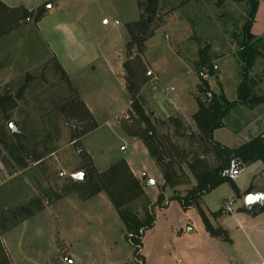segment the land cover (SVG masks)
Returning <instances> with one entry per match:
<instances>
[{"label":"rangeland","instance_id":"obj_1","mask_svg":"<svg viewBox=\"0 0 264 264\" xmlns=\"http://www.w3.org/2000/svg\"><path fill=\"white\" fill-rule=\"evenodd\" d=\"M9 1L33 11L40 7L45 16L38 22L33 21L35 14L31 19L23 18L0 38V95L6 91L16 97V106L8 117L0 111V217L5 220L3 225H9L7 220L11 218L12 211L35 196L48 197L53 206L4 233L1 237L3 244L16 264H113L119 259H114L106 245L101 243L104 240L101 231L108 226L116 234L119 227L116 224L112 226L110 218L105 221L95 218L101 213H109L110 216L112 207L108 206V212H105L104 206L87 209L78 205L80 197L77 192L63 195V186L68 175L81 167L83 160L78 149H82L101 169L121 158L126 161L129 156L127 162L145 182L152 204L158 199L163 178L161 171L142 142L134 145L121 132V123L125 121L123 115L131 107L122 68L129 40L125 25L140 18L138 0ZM258 2L261 5L258 21L264 24V0ZM244 8L245 2L241 0H223L221 3L217 0H157L158 16L154 18L150 31H155L150 41L158 43L157 51L147 52L145 46L141 53L145 70H150L152 76H147L145 72L146 82L139 96L144 111L155 113L158 124L171 115H178L189 130L197 133L192 118L197 109L193 93L203 78L198 76L197 69L193 68L195 73L184 80L181 75L158 78L160 83L173 85L176 89L180 87L182 102L179 105L183 109L177 110L170 104V96H163V89L153 78L165 65L169 67V72L175 71L173 53L168 45L163 44L174 39L182 41L190 62V54L195 53L197 47L207 44L218 66L215 70L217 78H207L210 90L223 93L229 101L236 98L240 66L236 47L230 41L233 30L237 31L235 23L243 18ZM136 53L138 51L134 47L131 55ZM257 61L255 74L264 69L260 66L261 60ZM59 66L64 73L58 70ZM72 98H79L91 113L92 120L98 124L96 129L81 136L74 144L70 142L71 138L88 120L72 124L71 119L63 115L61 106ZM186 102H191L192 109H184ZM239 107L232 108L224 116L223 125L217 128L213 137L229 148L240 146L253 130V137L264 133V105L255 109ZM116 120L120 128L115 124ZM8 126L20 135L21 140H29L26 151L18 149L15 154L25 157L35 142L41 152L51 149L53 153L38 164L25 158L22 164L15 162L2 141L8 140L15 145L19 143V138L10 134ZM168 130L172 128L158 126V133L166 144H169L166 139L169 142L178 141L180 147L188 149L198 143L197 139H191L188 131L183 135L170 136ZM121 146H124L123 150ZM205 158L209 166L215 164L210 152L206 151ZM260 163L257 161L246 166L234 163L231 181L237 192L231 182H224L203 194L198 201L199 207L205 212L218 213L220 217H230V222L234 224L231 216L223 212V203L231 201L233 213H245L244 210L248 209L244 204L245 192L249 186L253 185L255 192H264V171L254 176L261 168ZM178 168L176 166L180 173ZM60 171L64 172L63 176L59 175ZM166 192L168 196L169 192ZM56 194L67 196L56 202L53 201ZM101 197H105L104 194ZM171 201L168 213L184 212L182 207L176 212L179 202ZM260 207L264 208V204L254 205L253 210H260ZM153 211L157 216L160 209L155 206ZM59 229L66 242H74L71 248H63L57 232ZM92 233L93 236L98 234V237H89ZM92 242L99 245L93 246ZM122 243L124 253L120 260L133 249L123 236ZM253 244L255 241L248 245L249 252ZM246 247L244 244V251H247ZM65 256L72 261H64Z\"/></svg>","mask_w":264,"mask_h":264},{"label":"trees","instance_id":"obj_2","mask_svg":"<svg viewBox=\"0 0 264 264\" xmlns=\"http://www.w3.org/2000/svg\"><path fill=\"white\" fill-rule=\"evenodd\" d=\"M223 0H217L221 3ZM245 2L243 18L235 23L237 31L231 34L232 45L236 47V57L240 66V81L236 88V98L232 101L226 99L223 93H214L210 90L207 78L216 77L215 70L212 69L211 60L213 59L210 47L206 44L197 47L195 53L191 55V62L197 72L204 70L206 78H202L193 95L197 102V109L192 118L195 123L197 133L192 132L187 127L185 121L178 115L161 121L155 120V113L146 112L140 102L139 91L146 82L145 65L141 58L145 50V41L152 36L150 31L153 29L152 23L157 17V0H138V7L141 9L140 18L137 21L127 23L126 35L129 40L126 43V59L122 63L125 77V89L131 102V112L135 117L130 121L121 123V127L128 136L135 138L143 143L146 150L152 157L154 163L161 171L164 182L160 187V193L155 204L150 203L147 198L142 182L136 178L124 159H118L110 164L106 169L97 171L88 154L78 149L83 160L81 167L75 173L83 171L86 175L84 180L73 178L75 173L68 175L64 184V193L77 192L83 200L89 199L101 192L105 193L112 204L117 216L124 227V237L133 248V256L136 260L142 261L140 254L141 239L144 232L154 225L155 215L153 207L163 208L164 193L169 192L168 200H177L180 206L186 210L195 207L206 231L211 236L227 239V234L223 229H214L208 222L204 211L199 207L200 197L213 190L224 182H231L233 189L237 188L231 181L229 171L234 163L249 165L260 161L264 164V133H260L250 140L242 143L238 147L229 148L213 139V132L220 128L224 116L234 107L244 106L254 108L264 105V69L258 74L254 73L258 59L261 60V67H264V36L255 37L251 34L250 28L254 22V16L258 6V0H241ZM37 8L27 10L23 6L8 7L0 1V38L12 30L21 19H31L34 22L40 21L45 15ZM233 27L232 29H234ZM239 29V31H238ZM136 47L138 53L131 55V50ZM59 71L64 73L59 66ZM18 96V95H17ZM16 106V97L4 91L0 95V111L9 116ZM63 115L71 119L72 124L88 120L77 135L71 138L72 144L84 134L96 129L98 124L92 120L91 113L86 105L79 98H72L65 105L61 106ZM164 125L171 135H183L188 131L192 140L197 139L195 147L186 149L180 147L179 142H169L166 144L162 135L158 133V126ZM9 127V126H8ZM10 134L19 138L17 145L2 140L4 148L10 157L17 163L22 164L24 158L34 164L43 161L44 157L53 153L48 149L41 152L37 148L38 143L31 144V149L25 157L15 154L18 149L22 152L27 149L29 140H21L20 135L11 127ZM187 133V132H186ZM168 137V135H166ZM166 137V138H167ZM25 139V138H24ZM23 141V142H22ZM27 145V146H26ZM192 146V144H191ZM46 149V148H45ZM210 152L215 158V164L209 166L205 154ZM178 166L180 173L177 171ZM254 192L253 185L246 190L245 195ZM63 195L56 194L53 201L60 199ZM51 204L48 197L35 196L21 207L13 210L9 225H3L0 221V235L15 226L19 222L41 211L46 205ZM261 208V207H260ZM253 209V206L249 211ZM260 210H264L261 208ZM218 213H213L215 217ZM0 264H12L0 239Z\"/></svg>","mask_w":264,"mask_h":264},{"label":"crops","instance_id":"obj_3","mask_svg":"<svg viewBox=\"0 0 264 264\" xmlns=\"http://www.w3.org/2000/svg\"><path fill=\"white\" fill-rule=\"evenodd\" d=\"M0 1L8 7L23 6L25 8H28L24 5L14 4L9 0H0ZM260 6L261 5L258 2L257 10L254 16V22L250 28L251 34L255 37L264 36V24L258 21V17L261 11ZM28 10L31 9L28 8ZM154 34L155 31L152 34V36H150L144 43L147 52L151 51V53H155L157 51L155 49H157L158 43L154 44L153 42L150 41V39L153 37ZM163 44H166L170 47L169 50L171 53H173L172 59L175 60L173 64L175 66L173 67L175 68L174 72H176V70L178 72L176 73L172 71L169 72L168 71L169 67L165 65L161 67L160 71L158 72V76L154 75L155 80L158 81L156 82L158 83V86L161 89H163L162 91L163 92L162 94H164L163 96H167V95L170 96V101H171L170 104L177 110L178 108L183 109L179 105V103L182 102L181 98L179 97V92L181 91L180 87H177L176 89L173 85L160 83L159 79L160 78L163 79L164 77L170 78L181 75L182 76L181 79L184 80L186 78L191 77L195 73L193 69L194 67L190 65L191 62L189 58L186 57L187 53L186 51H184L185 49L183 47L184 45L182 44V41L174 39L169 43H163ZM149 47H151L150 50ZM214 62L215 59H212L211 63L215 64ZM170 87H173L172 91H169ZM165 90H167V92H165ZM183 105H184V109L185 108L192 109L191 102H186V104ZM115 124L117 125V127H119V125L116 122ZM216 131L217 129L214 130L213 137ZM121 132L123 136L129 138L134 145L137 144L138 142H141L135 138L128 136L123 131ZM254 132H255L254 130L252 132H249L247 138H244L243 141L246 142L250 140L253 137ZM136 147H138V145ZM86 153L91 158V156L87 151ZM128 159L129 156H127V160ZM91 160L94 168L97 171H102L113 163L110 162L105 168L101 169L94 163L93 158H91ZM127 164L130 170L132 171L133 175L143 182L140 175L135 171V169L131 167L130 163L127 162ZM260 164H261L260 165L261 168L258 170V172L255 173L254 176L264 171V164L262 163ZM163 182L164 179L162 178L161 186L163 185ZM143 189L150 203H152L148 196L147 193L148 188L145 186V183L143 184ZM252 193H255V191ZM102 194H104L105 197H101ZM166 194L167 193H164L165 196L163 203L164 207L159 208L160 212L158 211L159 215L157 214V216H155L153 227L146 230L142 236L141 248H140L142 261H138L134 258L133 249L131 252L130 251L126 252L125 258H122V260H120V256H122V253H124L123 252L124 247L122 243V236L124 237L125 234L124 227L122 222L119 221L120 220L118 219L119 217L115 216L114 213L115 210L105 193L101 192L86 200H83L78 197L79 198L78 200L80 202L78 203V205L85 206L87 207V209L88 207L104 206L106 207L105 212L106 211L108 212L109 210L108 206L112 207L110 216L109 213H101V215H99L98 217L95 216V218H98L100 221H105L108 220V218H110L112 221V226L116 224L119 227L118 232L117 233L115 232L116 234H113V230L108 229L109 228L108 226H107L108 228L106 227L105 230L101 231L104 238V240L101 241V243L106 245L107 250L111 252V255L114 259L116 260L119 259L113 264H264V210L252 209L251 211H249V209L252 208L251 207L248 208L247 210H244L245 213L235 214L233 213L232 209L231 212H226L224 208H222L224 213H228V215L231 216V218L234 220V224L230 222V217L224 218V216L220 217L219 215H216L214 217L213 211H208V212L204 211V213L207 216L209 224L214 229L220 228L226 232L228 238L223 239L221 237L211 236L208 233V231H206L204 224L198 213V210L195 207L188 208L186 210L183 209L184 212L181 214L168 213V210L171 205L170 203L173 201L168 200ZM66 196L61 197L60 199L56 200V202L64 200ZM225 203L226 202L223 203V207ZM51 206H53V203L46 205L45 208L42 209L41 211L19 222L18 224H16L15 226L11 227L8 230L18 228L19 226L27 222V220L40 214V212L50 209ZM177 206L175 207L176 212L181 209L179 203H177ZM88 211H93V210L89 209ZM10 219L7 221H10ZM55 219L57 220L58 218ZM51 228L55 229L54 226H51ZM8 230H6L0 235L2 244L3 241L1 237ZM60 230L61 229H59L57 232L61 238V241L63 242V248L66 249L68 247L71 248L74 242L68 240L66 242V240L62 237V233ZM92 236L93 233L92 235L90 234L89 237ZM95 236L98 237V234L97 235L95 234L93 237ZM251 241L252 242L255 241V244H253L254 246L251 247L252 249H250L249 252L248 247L250 246ZM256 242L258 248L256 246ZM92 243L93 246L99 245L98 242H92ZM76 244L74 245L76 246ZM244 244H246L247 246L246 247L247 251H244L243 250L244 248H242ZM3 246L12 264H16L15 260L11 257L10 253L8 252L4 244ZM67 259H70V261H67ZM64 261L71 262L72 259L69 258L68 256H65Z\"/></svg>","mask_w":264,"mask_h":264},{"label":"water","instance_id":"obj_4","mask_svg":"<svg viewBox=\"0 0 264 264\" xmlns=\"http://www.w3.org/2000/svg\"><path fill=\"white\" fill-rule=\"evenodd\" d=\"M231 170L229 171V175H231ZM86 177L85 173L83 171H79L73 175V178L76 180H84ZM244 204L247 208H251L252 206L258 204L262 205L264 204V192H255L250 193L245 196ZM67 261H70V259H67Z\"/></svg>","mask_w":264,"mask_h":264},{"label":"built area","instance_id":"obj_5","mask_svg":"<svg viewBox=\"0 0 264 264\" xmlns=\"http://www.w3.org/2000/svg\"><path fill=\"white\" fill-rule=\"evenodd\" d=\"M212 69L213 70H217V66L215 64H212ZM197 73H198V76L203 77V78H206V76H207L206 75V72L204 70H200ZM146 75L147 76H152V72L150 70H148V71H146ZM153 78H155L154 75H153ZM172 90H173V87H170L169 88V91H172ZM165 92H167V90H165ZM130 104H131V102H130ZM132 116L135 117V113L133 111L131 112V107H130V109L128 110V112H126V114L123 115V118H124L125 121H130ZM115 122L118 123L117 120ZM120 149L123 150L124 149V146H121ZM59 175L60 176H63L64 175V172L60 171L59 172ZM230 206H231V201H229L228 203H225L224 210L226 212H231V207Z\"/></svg>","mask_w":264,"mask_h":264}]
</instances>
